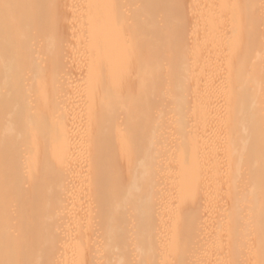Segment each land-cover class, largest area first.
I'll return each instance as SVG.
<instances>
[{
	"label": "bare ground",
	"instance_id": "6f19581e",
	"mask_svg": "<svg viewBox=\"0 0 264 264\" xmlns=\"http://www.w3.org/2000/svg\"><path fill=\"white\" fill-rule=\"evenodd\" d=\"M0 264H264V0H0Z\"/></svg>",
	"mask_w": 264,
	"mask_h": 264
}]
</instances>
